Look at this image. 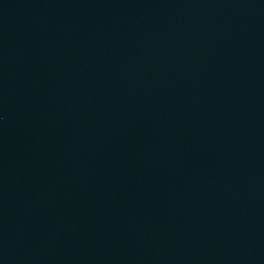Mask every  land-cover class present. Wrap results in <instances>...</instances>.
Instances as JSON below:
<instances>
[{"label":"water","instance_id":"water-1","mask_svg":"<svg viewBox=\"0 0 264 264\" xmlns=\"http://www.w3.org/2000/svg\"><path fill=\"white\" fill-rule=\"evenodd\" d=\"M0 264H264V0H0Z\"/></svg>","mask_w":264,"mask_h":264}]
</instances>
